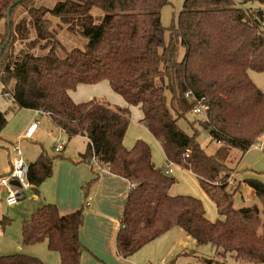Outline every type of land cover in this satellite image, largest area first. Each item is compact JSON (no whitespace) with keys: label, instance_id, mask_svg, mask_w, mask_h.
I'll return each instance as SVG.
<instances>
[{"label":"trees","instance_id":"16d2710c","mask_svg":"<svg viewBox=\"0 0 264 264\" xmlns=\"http://www.w3.org/2000/svg\"><path fill=\"white\" fill-rule=\"evenodd\" d=\"M169 2L57 0L48 6L0 0L1 94L12 101L0 110V138L10 111L21 108L45 112L69 138L85 136L83 159L96 158L131 184L116 237L123 258L180 227L197 244L216 247L221 259L201 257V264H227V255L264 264V182L245 178L259 203L237 207L239 188L231 187L227 164L232 148L246 152L264 134V91L249 75L251 69L264 71V0H243L259 3L247 7L234 0H185L177 25L167 29L160 10ZM64 31L81 35L84 45L68 46ZM102 81L127 105L77 102L70 94ZM131 106L141 110V122L167 161L199 179L221 218L211 220L198 198L170 192L177 179L156 166L145 139L125 145ZM197 107L205 111L197 113ZM189 113L198 116L190 122L191 134L179 124ZM198 127L219 144L214 153L200 144ZM53 161L44 150L29 164L36 191L51 176ZM83 218L81 209L61 214L55 203L45 204L23 221V243L47 241L61 264H81ZM10 220L3 217L0 224ZM0 264L46 263L17 252L0 255Z\"/></svg>","mask_w":264,"mask_h":264},{"label":"crops","instance_id":"0c3cea01","mask_svg":"<svg viewBox=\"0 0 264 264\" xmlns=\"http://www.w3.org/2000/svg\"><path fill=\"white\" fill-rule=\"evenodd\" d=\"M79 86L83 87V100L80 101L106 100V97H109L117 103L114 104L107 100L112 105H127L122 97L115 95L117 93H114L107 81ZM0 109L4 108L1 106ZM32 123L37 124L35 131L31 136L25 137L24 134ZM135 124L131 120L128 129L129 137L125 140V145L130 147L136 139L144 138L148 143H152L153 147H156L152 139L155 137L143 122L144 129L135 135L132 134L136 128ZM40 127L42 136L50 134L56 139L54 150L59 142L63 143L64 147L60 152L55 150V154H52L54 156L53 172L38 187V191L32 185L24 191L15 204L9 205L6 200L8 189L0 184V200H2L1 195L5 197V205L8 209L7 213L0 209V221L6 216L11 219L5 226L0 224V255L13 254L16 248L21 245L22 223L31 216L36 208L48 203H55L61 214L79 209L83 210V223L79 229V240L83 246L81 264H151V256L145 257L144 255L145 259H142L141 253H139L141 252L140 249L127 258L121 257L116 249V237L131 187L130 181L124 176L114 174L107 166H101L98 162L83 159L82 155L87 148L88 139L82 135L69 138L68 134L56 126L45 112L21 108L11 113L0 138L1 142L6 145L2 147L4 149L0 150V179L7 175L11 169L12 147L15 143L25 140L22 155L29 164L44 151L38 141L29 140L35 132H38ZM74 138L82 140L81 146H77L71 151L67 150L65 140L70 142ZM28 191L30 192L27 193ZM174 191L173 194L181 193L179 189ZM252 192H254L253 189ZM13 220L15 225H11ZM28 253L31 255L30 252ZM33 256L41 258L46 264H61L59 253L50 249L47 241L33 244ZM156 264L159 263L156 262Z\"/></svg>","mask_w":264,"mask_h":264},{"label":"rangeland","instance_id":"374dc122","mask_svg":"<svg viewBox=\"0 0 264 264\" xmlns=\"http://www.w3.org/2000/svg\"><path fill=\"white\" fill-rule=\"evenodd\" d=\"M44 4L48 6H52L57 0H41ZM185 0H170V2L164 5L161 8V20L163 25L168 29L172 26H176L178 23V15L181 11ZM237 5L247 6H258V2H247L242 4L243 0H234ZM98 9L92 14H95ZM19 18H17L18 20ZM32 31H36L35 27H33ZM169 32L166 31V40L169 39ZM61 38L68 43V46H72L76 44L78 46H83L85 39L73 32H61ZM73 39V41H72ZM182 50V49H181ZM183 52L181 51L180 54ZM250 78L253 82L264 91V71H256L249 70ZM77 90L70 91L72 98L79 102L83 100L82 98V86H78ZM2 85L0 84V107L2 106L4 109L0 110H8L12 105V101L8 97H4L1 94ZM115 93V92H114ZM117 97H121L118 94ZM169 95V91L167 92ZM111 103H115L113 99L106 97ZM131 111V120L136 125L135 131H132V134L135 135L140 132L141 129H144V125L139 120L142 116L141 110L138 107H130ZM13 111H10V115ZM195 117H198L195 113H189L187 118H182L179 120L180 126L187 131L188 133H193V128L190 126V122L193 121ZM129 129V128H128ZM198 140L202 147L206 150L207 153H214L218 148L219 144L215 141L210 140L208 131L198 127ZM41 127L38 132H35L32 138L29 140H33V142L38 141L39 144L43 147L49 155L55 154L54 145L56 144L55 138L50 136V134L41 135L40 134ZM52 135V134H51ZM129 137V131H127L125 140ZM144 139V138H143ZM153 142L156 144V147H153L152 143H149L152 148V158L157 167L162 168L165 171L168 165V161L166 156L164 155L163 149L155 138H152ZM61 140V139H58ZM25 140H22L20 144L21 151H23V144ZM65 140L67 150H73L77 146H81L82 140L74 138L70 142ZM264 142V134L261 138L257 140V142ZM60 143V142H59ZM58 143V144H59ZM38 145V144H37ZM5 143L1 142L0 139V150L4 149ZM40 146V145H38ZM132 146V145H131ZM25 162L29 164L26 160ZM227 164L232 168L233 174L230 178L231 187L239 188V190L235 193L234 202L235 206L242 207L253 204L254 202H258V199L254 192H252V188L248 184H244L245 178H257L264 182V145L262 149L249 148L248 151L242 152L237 148H232L230 150V154L227 160ZM9 168V167H8ZM174 172L171 173V176H174L177 179V182L172 186L171 191L172 194L175 192V189H179L181 193L178 194H188L194 196L201 200L204 204L206 214L210 217L211 220H216L221 218L218 214L217 209L213 200L209 197V195L203 190L200 185L199 179L189 170L182 168L179 165L174 166ZM28 191L27 193H29ZM2 197L0 200V209L4 210V213H7L8 209L5 203V197ZM9 214V213H8ZM17 222V220H16ZM11 225H15V221L13 220ZM21 245L16 248L14 253L22 252L25 254L33 255V244H24L22 237H20ZM1 244V242H0ZM142 259L145 257H150L151 264H156L164 262L165 264H201L202 262L199 260L201 257L205 258H213V259H221L219 254L216 252V247L211 244H197L194 238L184 233L179 227H174L172 230L165 232L164 234L156 237L151 240L147 244H145L142 248H140ZM4 252V251H2ZM9 254V253H8ZM39 258V257H38ZM41 259V258H40ZM227 264H256L254 262L247 261H236L231 255H227L226 257ZM42 260V259H41Z\"/></svg>","mask_w":264,"mask_h":264},{"label":"built area","instance_id":"2783aa9c","mask_svg":"<svg viewBox=\"0 0 264 264\" xmlns=\"http://www.w3.org/2000/svg\"><path fill=\"white\" fill-rule=\"evenodd\" d=\"M40 110H37L39 112ZM204 107H197L195 109V112H204ZM37 127L36 123H32L31 127L26 131L24 134L25 137H29L33 134ZM264 145V142H257L255 141L250 148L255 149H262ZM64 147L63 143H59L55 146L56 152H60ZM13 150V156L11 159V169L7 175L2 177L0 179V184L2 186H5L8 189V195H7V203L9 205L15 204L20 196L23 195L24 191L29 189L32 186V183L29 180L28 173H29V164L25 162V159L23 158L22 151L20 148L19 143H15L12 147ZM93 162H97L96 158H92ZM177 165L173 162H168L166 172L167 173H173L174 166ZM12 182L16 183L13 184ZM159 264H165V263H159Z\"/></svg>","mask_w":264,"mask_h":264},{"label":"water","instance_id":"95a60500","mask_svg":"<svg viewBox=\"0 0 264 264\" xmlns=\"http://www.w3.org/2000/svg\"><path fill=\"white\" fill-rule=\"evenodd\" d=\"M12 183H14V182H12Z\"/></svg>","mask_w":264,"mask_h":264}]
</instances>
